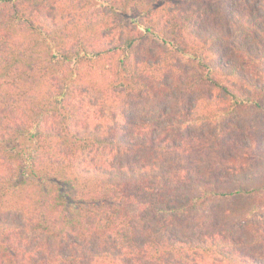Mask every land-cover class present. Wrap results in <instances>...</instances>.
Returning a JSON list of instances; mask_svg holds the SVG:
<instances>
[{
	"label": "trees",
	"instance_id": "1",
	"mask_svg": "<svg viewBox=\"0 0 264 264\" xmlns=\"http://www.w3.org/2000/svg\"><path fill=\"white\" fill-rule=\"evenodd\" d=\"M263 212L264 0H0V264H264Z\"/></svg>",
	"mask_w": 264,
	"mask_h": 264
},
{
	"label": "rangeland",
	"instance_id": "2",
	"mask_svg": "<svg viewBox=\"0 0 264 264\" xmlns=\"http://www.w3.org/2000/svg\"><path fill=\"white\" fill-rule=\"evenodd\" d=\"M133 211L135 210L134 208H132ZM257 220L259 222H261L262 220H264V212L263 213H259L258 216H257ZM246 227V226H245ZM256 252H259V253H264V246L263 247H260L256 250Z\"/></svg>",
	"mask_w": 264,
	"mask_h": 264
}]
</instances>
